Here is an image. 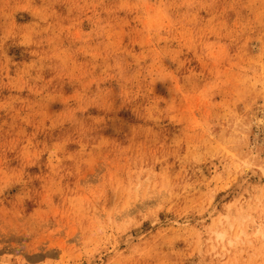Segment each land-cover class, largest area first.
Returning <instances> with one entry per match:
<instances>
[{"label": "rangeland", "instance_id": "rangeland-1", "mask_svg": "<svg viewBox=\"0 0 264 264\" xmlns=\"http://www.w3.org/2000/svg\"><path fill=\"white\" fill-rule=\"evenodd\" d=\"M0 264H264V0H0Z\"/></svg>", "mask_w": 264, "mask_h": 264}, {"label": "bare ground", "instance_id": "bare-ground-1", "mask_svg": "<svg viewBox=\"0 0 264 264\" xmlns=\"http://www.w3.org/2000/svg\"><path fill=\"white\" fill-rule=\"evenodd\" d=\"M242 234V231L240 230L238 233H237V238H239ZM227 237V232L226 231H219L217 232V238L220 239V240H224L225 238ZM231 242V240H230Z\"/></svg>", "mask_w": 264, "mask_h": 264}]
</instances>
